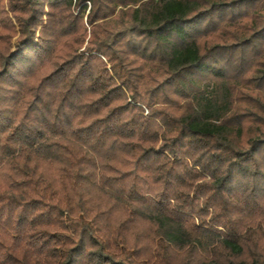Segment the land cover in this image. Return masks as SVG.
<instances>
[{"label": "trees", "instance_id": "1", "mask_svg": "<svg viewBox=\"0 0 264 264\" xmlns=\"http://www.w3.org/2000/svg\"><path fill=\"white\" fill-rule=\"evenodd\" d=\"M0 264H264V0H0Z\"/></svg>", "mask_w": 264, "mask_h": 264}, {"label": "rangeland", "instance_id": "2", "mask_svg": "<svg viewBox=\"0 0 264 264\" xmlns=\"http://www.w3.org/2000/svg\"><path fill=\"white\" fill-rule=\"evenodd\" d=\"M6 1H7V0H3V4H4V6H6ZM14 38H15V37H14Z\"/></svg>", "mask_w": 264, "mask_h": 264}]
</instances>
